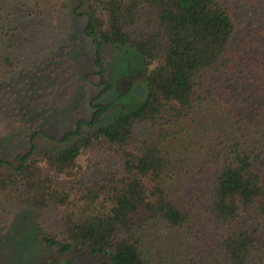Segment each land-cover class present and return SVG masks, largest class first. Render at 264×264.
Wrapping results in <instances>:
<instances>
[{
	"label": "trees",
	"instance_id": "16d2710c",
	"mask_svg": "<svg viewBox=\"0 0 264 264\" xmlns=\"http://www.w3.org/2000/svg\"><path fill=\"white\" fill-rule=\"evenodd\" d=\"M258 3L1 0L0 120L34 110L11 91L27 80L15 78L70 62L62 28L75 13L95 45L101 93L113 91L117 109L91 99L90 117L75 127L60 136L35 129L27 148L0 156V168L11 167L0 174V212L32 209L42 245L75 253L63 264H151L150 239L164 228L183 238L173 264H264ZM107 46L125 74L137 70L143 95L107 77ZM41 133L54 145L39 149Z\"/></svg>",
	"mask_w": 264,
	"mask_h": 264
},
{
	"label": "rangeland",
	"instance_id": "374dc122",
	"mask_svg": "<svg viewBox=\"0 0 264 264\" xmlns=\"http://www.w3.org/2000/svg\"><path fill=\"white\" fill-rule=\"evenodd\" d=\"M73 5H75L74 2ZM257 7V9L259 7L264 9L261 3H258ZM253 10L255 9L248 10L251 18H254L252 17ZM71 16L72 19L71 17L66 19L62 28L63 32L68 35L73 48L70 62H67L68 64L62 69L50 70L51 73L46 64L45 67L39 68L34 78L32 74L20 75L15 79L26 77V83L22 86L13 84L10 88L24 100L33 99L34 110L26 118L22 119L21 115L20 118L18 116L16 123H9L5 118L0 120V156L2 157L9 158L18 149L24 150L29 139L28 135L35 129L45 132L51 129L52 134L60 136L67 128L75 127L76 121L80 118H89L91 99L112 104L111 113L117 109L113 91L101 93L103 87L99 84L100 76L95 63V45L83 33L85 18L78 13ZM38 44L40 47L46 45L43 39H40ZM116 53L118 54L110 46L106 47L104 60L108 67L107 77L114 83L119 82L123 88L126 86L134 88L137 83H141L137 70L131 74H125L115 58ZM15 126H19V130L15 134H9L11 128ZM37 143L39 149L47 148L54 145V140L41 133ZM80 161L86 165V156H81ZM118 162H120L119 159L114 160V165L110 163V166L116 167ZM10 171L11 167L7 165L0 168L1 175ZM10 212L1 208L0 264H63L66 258L75 254L59 252L53 247L42 245L35 213L32 209L22 206ZM158 237V242L154 245L153 240L150 239L148 251L151 247L152 250L148 255L152 258L151 264H173L174 260L180 259L183 238H179L166 228L160 232Z\"/></svg>",
	"mask_w": 264,
	"mask_h": 264
},
{
	"label": "water",
	"instance_id": "95a60500",
	"mask_svg": "<svg viewBox=\"0 0 264 264\" xmlns=\"http://www.w3.org/2000/svg\"><path fill=\"white\" fill-rule=\"evenodd\" d=\"M136 91H137V93L138 94H140V95H143V87L141 86V84L140 83H138L137 85H136Z\"/></svg>",
	"mask_w": 264,
	"mask_h": 264
}]
</instances>
